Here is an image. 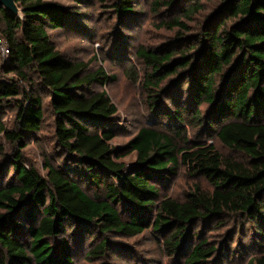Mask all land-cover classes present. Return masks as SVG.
Instances as JSON below:
<instances>
[{"label":"trees","instance_id":"obj_1","mask_svg":"<svg viewBox=\"0 0 264 264\" xmlns=\"http://www.w3.org/2000/svg\"><path fill=\"white\" fill-rule=\"evenodd\" d=\"M199 1L154 0L151 6L160 15L172 10L189 18L200 11ZM218 1L220 8L186 48L136 51L144 72L127 73L147 93L153 125L125 149L112 146L117 107L106 92L94 91L115 76L74 63L51 38L49 30L66 27L67 9L49 0H16L19 16L0 9V37L9 49L0 68V264H76L79 244L94 233L135 237L150 227L166 236L171 256L182 252L184 264H210L217 247L207 239L194 243L192 233L200 224L218 228L226 221L244 226L264 250V0ZM113 7L122 20L135 14L134 0H116ZM162 25L188 29L180 18ZM181 49L189 50L179 55ZM173 76L188 91L173 90L169 106L163 98L170 88L163 84ZM204 105L211 106L205 113ZM12 110L13 125L1 119ZM47 110L63 161L45 160L42 177L23 163V151ZM185 115L231 155L190 141ZM125 150L136 153L132 165L121 162ZM180 166L212 190L196 184L182 202L162 197L160 186ZM83 181L103 194L87 193ZM109 244L104 238L85 257L106 255ZM248 264H264V253Z\"/></svg>","mask_w":264,"mask_h":264},{"label":"rangeland","instance_id":"obj_2","mask_svg":"<svg viewBox=\"0 0 264 264\" xmlns=\"http://www.w3.org/2000/svg\"><path fill=\"white\" fill-rule=\"evenodd\" d=\"M49 1L60 3L69 13L65 28L49 30L56 49L74 63L89 64L90 71L103 67L108 75L116 78L115 82L107 86H95L94 91L106 92L117 107L118 113L115 117L117 131L112 141V146L117 149H125L141 128L153 125L147 93L138 82L130 79L127 73V70L131 69L135 71L138 69L141 74L144 72L136 51L140 47L158 50L167 46L177 49L174 47L177 43L179 48H186L189 44L188 39L198 38L203 24L220 8L218 0H200V11L191 14L189 18H184L172 10L163 11L162 15L155 13L151 6L154 0H134V16L122 20L113 7L116 0ZM177 18L185 22L188 26L187 30L180 31L179 28L171 30L162 25ZM1 27L0 25V30ZM179 36L182 40L177 41ZM4 47L6 45L0 37V68L6 55L2 51ZM186 50L189 49L176 52L180 55ZM193 52L194 50L187 51V53ZM8 77L13 78V75ZM177 78L173 76L163 84L164 88H170L163 98V102L169 106L171 103L168 98L173 90L181 88L184 93L188 91L186 84H175ZM221 84L222 82L218 85ZM22 87L24 88L25 85ZM42 96L47 104L48 96L45 94ZM210 108L211 106L204 105L201 110L205 113L206 109ZM161 109L165 111V107L162 106ZM15 113L16 111L13 110L3 113L1 119L5 122L8 120L13 125ZM184 117L190 141L213 143L223 155H231L215 135L211 136L204 131L203 124L196 126V122L191 120V117L186 115ZM164 120L166 119H163L166 123L167 120ZM54 127V117L50 110H47L42 129L34 139L27 142V147L23 151V163L35 168L42 177L47 175L45 160L51 163L63 161V158L56 153ZM7 148L9 156L12 150L9 146ZM122 156L121 162L126 165H132L136 160V153H130L129 150L122 152ZM0 159L4 161L3 157ZM196 184L201 185L204 190H212L204 178L191 176L186 167L180 166L177 174L168 177L166 184L160 186L161 196L182 202ZM80 185L89 194H103L88 182H80ZM104 238L110 243L106 255L95 259L86 258L85 253ZM165 239V235L155 232L152 227L135 237L115 233L105 235L94 233L86 243L79 244L81 250L79 249L75 262L76 264H184L187 254L183 255L180 252L171 256L164 245ZM201 239H207L211 245L217 247V253L210 264H248L251 258L264 253L259 245L254 246L251 243L252 238L244 231V226L235 229L228 221L218 228L198 225L192 233L191 240L195 243Z\"/></svg>","mask_w":264,"mask_h":264},{"label":"water","instance_id":"obj_3","mask_svg":"<svg viewBox=\"0 0 264 264\" xmlns=\"http://www.w3.org/2000/svg\"><path fill=\"white\" fill-rule=\"evenodd\" d=\"M0 9H4L15 16L21 14V11L16 4V0H0Z\"/></svg>","mask_w":264,"mask_h":264},{"label":"built area","instance_id":"obj_4","mask_svg":"<svg viewBox=\"0 0 264 264\" xmlns=\"http://www.w3.org/2000/svg\"><path fill=\"white\" fill-rule=\"evenodd\" d=\"M3 53H5L6 55L9 53V49L7 47H4L2 49Z\"/></svg>","mask_w":264,"mask_h":264}]
</instances>
